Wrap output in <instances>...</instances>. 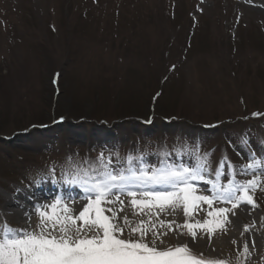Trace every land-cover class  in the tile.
Segmentation results:
<instances>
[{
	"label": "rangeland",
	"instance_id": "rangeland-1",
	"mask_svg": "<svg viewBox=\"0 0 264 264\" xmlns=\"http://www.w3.org/2000/svg\"><path fill=\"white\" fill-rule=\"evenodd\" d=\"M195 1L197 10L191 16L197 28L192 37L195 41H191L189 49L186 47V54H181L188 35L186 23L190 22L187 11L192 10ZM167 7V0H0V221L20 228L19 224L24 222L12 217L13 209L5 208L3 200L6 197L16 199L19 191L25 194L33 191L40 180L54 182L44 174L36 178L47 167L57 171L56 181L75 178L83 185L84 193L89 194L85 187L91 184L82 180V175L89 171L86 165L99 166L101 158L107 167L126 163L124 156L106 152L109 149L102 145L106 132H114L115 141L128 142L132 137L139 140L141 135L147 140L150 132L142 134L134 119L115 123L114 116H108L107 127L100 122L103 118H93L92 109L103 105L110 93L118 96L117 106L141 108L146 112L152 94L162 90L155 100L156 112L161 113L164 108V111L173 112L166 113L168 115L192 120L193 123H188L190 128L180 126L164 133L158 156L171 150L178 153L175 150L182 149L183 161H190L188 144L176 134L189 133L198 123L211 124L225 119H230V123L224 122L221 128L213 129L215 139L222 138L220 144L226 156L236 161V155H239L233 154L227 137L244 151L242 139L250 137L255 142L257 131L264 127V118L249 123L235 117L264 109V0H178L175 17L167 14ZM88 12L97 18L89 22L84 16ZM172 36L175 42L167 39ZM170 64L175 66L171 72ZM55 70L61 74L52 75ZM164 77L167 78L162 79ZM107 103L110 106L108 113H112L114 103L112 100ZM73 107H79L83 112L84 116L79 118L84 121L71 118L70 114L76 113ZM60 114L67 117V121L63 122L62 118L61 124L58 121L51 123L45 129L48 133L39 136L33 132L15 134L8 140L1 138V135H10L30 124L50 122ZM39 118L45 122H38ZM159 122L151 126L155 134L163 132ZM112 123L115 126L111 127ZM115 128H119V133L114 131ZM53 129L58 135L49 132ZM122 143L125 142L112 145L117 146L116 151H124L127 147ZM207 147L205 144L204 149ZM192 155L196 157L194 152ZM216 156L217 151H210L209 156H205L209 170L206 174L210 176L215 174ZM241 161L246 160L242 158ZM247 164L245 162V166ZM63 169L68 172H60ZM144 169L153 170L150 165ZM29 171L36 172L35 176L29 175L36 181L30 190L19 184L23 173L28 175ZM71 171L78 175L72 176ZM219 174L233 176L230 182L236 185L257 179L256 187L249 191L252 203L240 204L252 205L250 212L256 215L258 234L264 243V166L245 171L239 167L233 174L222 165L216 173ZM94 177L90 179L99 178ZM203 180L206 187H213ZM222 181L218 179L214 183L224 187L230 184ZM196 188L202 192V187ZM129 201L130 198H126L125 204ZM219 208L211 206L208 211ZM195 209L190 208L188 221L192 212V216L195 215ZM164 213L159 217L154 214H137V217L139 221L152 217L149 224L153 220H162L164 226L159 228L163 232L171 226L166 243L177 241L170 243L178 245L184 242L194 254L197 253V258L207 252L215 253L197 249L188 238V231L183 232L181 223L172 224L169 222L172 216ZM105 215H109L107 210ZM38 216L36 214L32 219L37 220ZM231 217H235L234 214ZM226 218H220L223 221L221 227L226 225ZM215 219L210 216V221ZM137 223L135 219L133 224ZM201 235L199 238L203 239ZM219 239L226 244L222 253H226L231 264L238 261L249 264L251 259L257 261L253 264H264V245L254 254H249L248 250L240 254L238 242L242 240L248 247L245 239L237 237L228 243L223 234Z\"/></svg>",
	"mask_w": 264,
	"mask_h": 264
},
{
	"label": "snow or ice",
	"instance_id": "snow-or-ice-1",
	"mask_svg": "<svg viewBox=\"0 0 264 264\" xmlns=\"http://www.w3.org/2000/svg\"><path fill=\"white\" fill-rule=\"evenodd\" d=\"M249 159L252 163L246 165V169L264 166V157L256 160L250 156ZM101 167L100 178L85 187V192L90 195L78 215L67 206L57 213L60 204L57 200L51 205V213H39L40 223L32 231L0 221V264H225L202 255L197 258L188 245L160 247L159 244L164 243L160 237L167 233L156 228L155 220L146 224L141 219L134 225L127 215L118 216V211L122 213L125 208L121 196L131 197L129 206L134 216L154 214L159 217L161 213L175 211L181 206L188 215L197 202L212 205L213 200H223L231 202L233 209L241 202L252 203L249 191L256 187L257 179L240 185L230 182L226 187L214 183L213 194L209 197L194 194L193 181L204 178L203 165H166L151 172L129 167L113 172L101 158ZM117 204L120 205L118 211L115 209ZM102 205L113 206L107 208L111 216L105 215L106 207ZM228 211L221 207L209 213L215 220L205 221L202 225L186 223L184 227L193 239L196 238V227L206 229L211 235L223 224L220 218ZM121 219L123 223L119 222ZM159 223L164 226L162 220ZM171 230L169 226L168 231Z\"/></svg>",
	"mask_w": 264,
	"mask_h": 264
},
{
	"label": "bare ground",
	"instance_id": "bare-ground-1",
	"mask_svg": "<svg viewBox=\"0 0 264 264\" xmlns=\"http://www.w3.org/2000/svg\"><path fill=\"white\" fill-rule=\"evenodd\" d=\"M30 198L28 195L24 194L22 191H19L17 193V198L18 199H22L24 200L23 205H18L12 198H4V203H5V208H16L13 212V216L16 219H19L23 222H25L22 226L21 229H29L31 227V225H33V223L31 222V217L34 214H39L41 211H48L49 213L52 212L51 209V205L55 204L57 200L60 201V206H58L56 208V210L58 211V213L60 211H62L63 207L67 206L69 207L72 211L75 209V211L77 210V213L79 214V211H81L83 209V207L87 204V202L84 203V197L83 194H76L77 197L71 198L70 196H67L66 194H60L59 198L51 201L49 198V200L51 202L48 201V199H45L46 197H43V195L41 193L38 194H29ZM113 199H115V197H113ZM113 207L112 205H107V208ZM120 205L117 204L115 206V209L118 211ZM246 210L250 211V209L246 208ZM247 211L245 212H241L240 217L242 216L241 219H245L247 220L249 223H252L254 221V219L252 217H249L247 214ZM125 212V210H124ZM124 212H119L118 211V216L122 217L124 216ZM129 220H132L131 216H128ZM240 219V220H241ZM119 222H123V220L121 219ZM191 224L197 225V223H195L194 221L190 222ZM234 223H238L237 219L236 220H231L228 221V226H230L231 224ZM185 230V229H184ZM195 231V230H194ZM198 233V232H196ZM237 234L232 231V233H229L226 237V241L229 242L228 240H231L233 237H235ZM239 236L241 237H245L248 243V251L249 253H254L257 252L258 249H261V246L264 244L262 243V239L261 236L258 234V232L254 229H250L246 232H239L238 233ZM190 237H192L190 235ZM203 237V236H202ZM192 241V243L195 244V246L197 248L200 249H206V250H212V249H216V247H221V245H223V241L220 239H215V238H203L200 239L199 236L197 235L195 239H193V237L190 239ZM196 240H201L199 242H196ZM256 261H251L249 262V264H253Z\"/></svg>",
	"mask_w": 264,
	"mask_h": 264
},
{
	"label": "trees",
	"instance_id": "trees-1",
	"mask_svg": "<svg viewBox=\"0 0 264 264\" xmlns=\"http://www.w3.org/2000/svg\"><path fill=\"white\" fill-rule=\"evenodd\" d=\"M112 100V102L114 103V105H112V109L113 112L112 113H108V109H109V105L107 103V101ZM120 100L118 99V96L115 97V95L113 96L112 93L108 94L107 100L105 101V103L103 105H101L100 107H94L91 111V115L93 116V118H106L108 116H117V117H121V116H129V115H136V116H142L143 114H145L146 112H144L143 110H141V108H127V107H119L117 106V102H119ZM123 102V101H122ZM168 104V103H167ZM167 106V105H166ZM165 103H164V107ZM79 107H73L72 109L74 111H76V113H71V118H75V117H80V116H84L82 115L83 112L80 111V109H78ZM56 112V111H55ZM57 113V112H56ZM53 112V114H56ZM163 113H173V112H169V111H164L163 108ZM62 115V114H60ZM42 118H44L43 116H41ZM38 122H45V120L39 118ZM39 124V123H36Z\"/></svg>",
	"mask_w": 264,
	"mask_h": 264
}]
</instances>
